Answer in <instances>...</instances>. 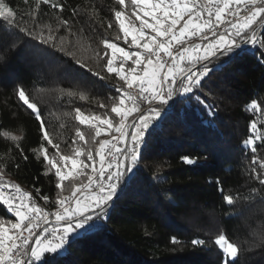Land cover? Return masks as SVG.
I'll list each match as a JSON object with an SVG mask.
<instances>
[{"label":"trees","instance_id":"obj_1","mask_svg":"<svg viewBox=\"0 0 264 264\" xmlns=\"http://www.w3.org/2000/svg\"><path fill=\"white\" fill-rule=\"evenodd\" d=\"M53 2L62 3L63 12L41 3V22L55 24L57 16L68 20L74 34L83 29L81 43L91 44L92 49H102L100 41L105 38L135 49L122 39L114 16L121 9L117 0ZM4 3L25 20L35 7V0ZM58 35H66V30L61 28ZM70 38L75 42L77 36ZM75 58L87 68L23 33L6 31L0 21V168L6 180L31 192L35 202L47 209L55 206L57 178L54 170L48 171L39 148L43 143L50 157L56 149L42 141L39 124L18 100L16 89L23 86L39 103L61 154H70L75 147L95 152L89 126L75 120V109L86 115L108 113L114 117L110 108L123 82L106 73L104 61L92 56L91 49L76 51ZM208 66L212 71L199 86L191 93L175 95L162 107L161 116L145 130L133 171L125 182L121 180L106 216L87 231L80 230L79 236L73 235L55 264H223V253L214 243L221 232L241 246L235 264H264V243L260 241L264 235V186L252 173L253 167L264 171L259 162L252 163L253 156L264 159V141H256V153L243 143L253 135L250 121L256 120L264 131V115L246 107L256 99L264 109V48L249 44L218 55ZM88 68L107 79L101 80ZM69 91L77 95L70 96ZM80 93L87 99H79ZM141 107L146 109L147 104ZM136 116L134 113L128 124ZM76 128L85 133L87 145L78 137L73 145ZM5 131L22 136V151L3 137ZM105 134L97 141L110 139ZM184 156L195 163H185ZM253 189L257 190L254 194ZM225 195L233 197V205L224 201ZM44 196L49 197L47 203ZM0 219L7 223L14 217L0 206ZM193 240L205 244L193 245Z\"/></svg>","mask_w":264,"mask_h":264},{"label":"snow or ice","instance_id":"obj_2","mask_svg":"<svg viewBox=\"0 0 264 264\" xmlns=\"http://www.w3.org/2000/svg\"><path fill=\"white\" fill-rule=\"evenodd\" d=\"M41 3L61 13L64 10L62 3L35 0L29 19L25 20L18 18L16 12L0 0V21L5 30L23 33L42 45L73 57L75 63L85 68L87 64L75 58L76 51L91 49L92 56L104 61L106 73L115 74L123 84L117 89L120 95L113 98L110 108L114 117L108 113L86 115L79 108L75 109V120L89 126L90 140L96 147L95 152L92 148L75 147L70 154H61L59 144L53 142L39 103L23 86L17 87V98L34 115L42 141L56 149L50 157L42 143L39 152L49 166L48 171L54 170L58 192L53 210L47 211L35 202L31 192L6 180L0 168V206L14 217L7 223L0 219V264H55L56 257L65 250L73 235L79 236L80 230L87 231L94 226V221L106 216V209L121 180L133 171L145 130L161 116L162 107L174 95L191 93L199 86L212 71L209 63L218 55L232 53L244 44L264 48V0H128L132 8L127 15L126 0H117L121 9L116 10L114 16L123 34L122 39L126 44L134 45V51L107 38L100 41L102 49H92L91 44L83 45V37L79 35L83 29L74 34L68 20L57 16L55 24L41 22ZM73 14H76L75 10ZM108 27L111 28L112 24ZM61 28L66 30V35H58ZM72 35L77 36L75 42L70 38ZM117 39L121 37L117 36ZM128 61L131 66L126 68ZM88 71L101 80L107 79L106 75L93 72L91 68ZM67 94L77 95L71 91ZM79 99L86 100L87 96L80 93ZM145 103L149 105L147 109L141 107ZM154 104L158 106H152ZM100 107L106 106L101 104ZM246 107L248 111L264 115V109L256 99ZM134 113L137 122L129 125L128 119ZM130 126L135 129L131 134L126 131ZM249 130L253 135L243 143L256 153V141H264V131L257 127L256 120L250 121ZM104 133L109 134L110 139L97 141ZM2 135L20 149L22 136L8 131ZM129 135L131 147H119ZM77 137L85 145L89 143L80 128L75 130L73 145L77 143ZM97 158L99 168L96 167ZM181 159L187 164L195 163L189 156ZM257 162L264 170V159L253 156L252 163ZM89 168L91 173L87 171ZM252 173L253 178L264 186V171L257 172L253 167ZM65 191L69 194L64 195ZM256 192V189L252 190L253 194ZM43 200L47 203L49 197L44 196ZM224 201L228 205L235 202L230 195H225ZM260 241L264 243V235ZM173 242H176L175 237ZM214 243L223 253V264H235L241 246L223 232L216 236ZM192 244L204 245L205 241L193 240Z\"/></svg>","mask_w":264,"mask_h":264},{"label":"rangeland","instance_id":"obj_3","mask_svg":"<svg viewBox=\"0 0 264 264\" xmlns=\"http://www.w3.org/2000/svg\"><path fill=\"white\" fill-rule=\"evenodd\" d=\"M131 8H132V6L130 5V3H128V0H126V15H127V14H130V12H131ZM133 20H134V17H133ZM136 23L138 24L139 22L136 21ZM129 39H130V38H129ZM128 45L130 46V44H128ZM131 46H134V45H131ZM121 47H122V46H121ZM126 49H128L129 51H134V50H136V49L132 50V49H130V48H126ZM110 54H111V50H110ZM128 66H131V63H130ZM128 66H127V67H128ZM127 67H126V68H127ZM156 106H158V105H156ZM137 119H138V118H137ZM132 121H133V120H132ZM132 121H131V122H132ZM131 122H130V123H131ZM134 131H135V129L132 127L131 133L134 132ZM131 133H130V134H131ZM105 135H106V137L109 136V134H107V133H106ZM104 139H105V138H104ZM129 140H131V143H130V144H132L131 135H129ZM124 142H125V141H123V143H124ZM139 147H140V145H139ZM67 193H68V192H67Z\"/></svg>","mask_w":264,"mask_h":264},{"label":"built area","instance_id":"obj_4","mask_svg":"<svg viewBox=\"0 0 264 264\" xmlns=\"http://www.w3.org/2000/svg\"><path fill=\"white\" fill-rule=\"evenodd\" d=\"M247 45H249V44H244V45H242V47H245V46H247ZM170 103V102H169ZM169 103L167 104V105H164V106H168L169 105ZM152 106H156V104H154V105H152ZM149 107V105H147V108ZM128 130V128L126 129V131ZM119 147H121V148H124L125 146H124V143L123 142H120L119 143V145H118ZM96 167L97 168H99V163L97 162V164H96ZM90 173H91V170H90ZM93 175H95V174H93ZM69 194V193H68ZM68 194H66V195H68ZM37 203V202H36ZM38 204V203H37ZM38 205H40L41 207H43V208H45V206H43V205H41V204H38ZM47 211H52L53 209H47V208H45ZM53 223H54V220H53ZM41 224H42V226H43V222H41ZM37 231H39V230H37Z\"/></svg>","mask_w":264,"mask_h":264},{"label":"water","instance_id":"obj_5","mask_svg":"<svg viewBox=\"0 0 264 264\" xmlns=\"http://www.w3.org/2000/svg\"><path fill=\"white\" fill-rule=\"evenodd\" d=\"M175 96V95H174ZM174 98V97H173ZM137 119V116L133 119V121L129 124V125H133L134 123H135V120ZM131 130H132V127L130 126V127H128V130H127V132L130 134L131 133ZM128 144H129V136H128V138H127V141H125V143H124V146L125 147H128ZM126 181V176L124 177V182Z\"/></svg>","mask_w":264,"mask_h":264},{"label":"crops","instance_id":"obj_6","mask_svg":"<svg viewBox=\"0 0 264 264\" xmlns=\"http://www.w3.org/2000/svg\"><path fill=\"white\" fill-rule=\"evenodd\" d=\"M147 109V108H146ZM130 118V117H129ZM138 118V117H137ZM125 143V142H124Z\"/></svg>","mask_w":264,"mask_h":264}]
</instances>
